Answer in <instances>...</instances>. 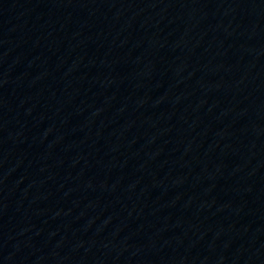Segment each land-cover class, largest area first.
Wrapping results in <instances>:
<instances>
[{
  "label": "water",
  "instance_id": "95a60500",
  "mask_svg": "<svg viewBox=\"0 0 264 264\" xmlns=\"http://www.w3.org/2000/svg\"><path fill=\"white\" fill-rule=\"evenodd\" d=\"M0 264H264V0H0Z\"/></svg>",
  "mask_w": 264,
  "mask_h": 264
}]
</instances>
